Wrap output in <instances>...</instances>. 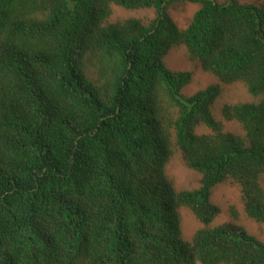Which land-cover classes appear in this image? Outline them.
<instances>
[{"label": "trees", "instance_id": "16d2710c", "mask_svg": "<svg viewBox=\"0 0 264 264\" xmlns=\"http://www.w3.org/2000/svg\"><path fill=\"white\" fill-rule=\"evenodd\" d=\"M197 9L181 28L171 3ZM112 4L153 8L108 22ZM190 61L255 100L224 103L210 83L191 95ZM205 125L209 132L197 133ZM178 150L199 185L177 189ZM264 3L227 0H0V264H264V242L212 224L215 185L240 188L264 223ZM201 224L183 237L180 208Z\"/></svg>", "mask_w": 264, "mask_h": 264}, {"label": "rangeland", "instance_id": "374dc122", "mask_svg": "<svg viewBox=\"0 0 264 264\" xmlns=\"http://www.w3.org/2000/svg\"><path fill=\"white\" fill-rule=\"evenodd\" d=\"M217 2H225L227 0H216ZM242 3L262 4L264 0H238ZM197 4L184 2H173L168 7V13L175 23L181 27H186L195 10ZM112 11L108 18V22L123 21L127 18L139 19L143 24H149L155 18V11L153 8L128 10L121 6L112 4ZM165 65L173 71H190L192 72L191 83L182 89L184 95H191L192 93L206 87L210 83H219L221 85V94L213 106V115L221 120L224 129L233 133L241 134L242 130L235 121H227L221 115V107L224 103L253 101V98L245 86L241 83L222 84L210 73L202 71L197 63L192 62L187 57V52L184 46L172 47L164 57ZM197 133L209 132V128L205 125L196 127ZM166 174L173 180L177 189H192L199 185L200 175L198 172L187 168L181 158L180 152L176 150L174 155L169 160L166 167ZM264 187V179H263ZM212 201L220 207V213L214 219L212 224H219L223 222L232 221L230 214V207H234L238 214L235 222L244 228L248 233L255 238L264 242V223H256L249 219L244 210L241 200V192L238 185L232 183L230 180L217 184L212 191ZM179 215L181 219V228L183 237L190 239L192 234L201 227V224L194 218L193 214L187 208H180Z\"/></svg>", "mask_w": 264, "mask_h": 264}]
</instances>
